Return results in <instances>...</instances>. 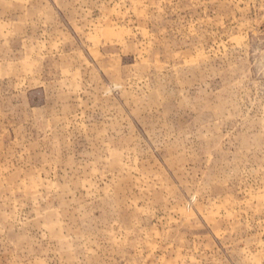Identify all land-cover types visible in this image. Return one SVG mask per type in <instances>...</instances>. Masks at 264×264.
Wrapping results in <instances>:
<instances>
[{
    "label": "rangeland",
    "instance_id": "1",
    "mask_svg": "<svg viewBox=\"0 0 264 264\" xmlns=\"http://www.w3.org/2000/svg\"><path fill=\"white\" fill-rule=\"evenodd\" d=\"M0 264H264V0H0Z\"/></svg>",
    "mask_w": 264,
    "mask_h": 264
}]
</instances>
